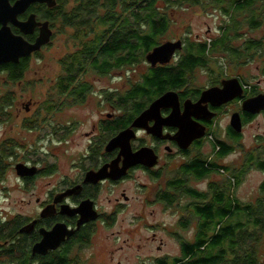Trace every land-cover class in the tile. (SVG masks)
I'll use <instances>...</instances> for the list:
<instances>
[{
	"label": "flooded vegetation",
	"instance_id": "1",
	"mask_svg": "<svg viewBox=\"0 0 264 264\" xmlns=\"http://www.w3.org/2000/svg\"><path fill=\"white\" fill-rule=\"evenodd\" d=\"M17 1L11 0L10 4L14 5ZM79 3L80 0H75L69 6L64 0L34 2L18 14L15 23L0 19V31L4 30L7 39L6 29H9L10 37L11 34L21 37L30 45L41 38L43 29L49 35V42L39 50L19 57L17 61L0 64V130L3 129L0 138V191L7 189L4 183L9 175H13L18 184L16 190L25 195L29 192L34 194L35 191L46 194L44 198L37 197L34 201L21 200L15 207L0 205V264H74L76 258L91 247L102 227L110 229L117 224L119 214L132 199L127 195L128 188L123 185L136 176H143L148 181L136 188L147 195V201L142 202L141 208L159 205L164 211H171L175 218L176 229L164 228L163 231L178 245L177 255L166 252L168 242L154 232L151 240L158 243L154 264H172L176 259H181L178 264H185L188 254L209 253L210 245L213 256L218 255V249L213 250L214 238L219 229V224H216L218 218L208 215L210 208L214 210L218 204L220 184L225 190L229 187L226 179L221 182L217 180L218 172H223L231 180L232 196L238 204L241 202L235 190L241 185L245 173L253 168L264 174L263 151H247L239 166L234 160L227 167L223 166L222 170L220 168V159L229 157L237 146H243L241 141L246 127L264 116V111L252 114L244 110L243 103L246 100L264 92L247 90V84L240 77L219 78L217 74L210 85L201 89L193 84V76L189 74L185 84L145 101L147 104L141 109L137 105L124 104V97L139 82H132L126 91L119 88L99 90L100 101L94 113L95 121L90 123L89 131L81 133L80 143H72L76 148L71 155L70 173L60 181L49 182L45 186L38 184L43 179L54 178L58 164L39 157L38 150L34 148L41 145L43 149L45 141L52 143L53 136L59 135L61 109L84 107L80 105L88 103V96L93 90L84 80L85 73L45 75L42 69L37 71L33 66L46 61L45 53L62 33L61 30L66 28L74 31L72 41L78 48L85 38L92 43L103 39V45L108 39L97 33L101 27L96 26L91 30L86 29V36L79 34L86 31L75 25L79 23L77 17L82 13L76 9ZM30 19L34 28L26 34L18 24ZM90 21L97 23L98 20ZM118 69L112 67L109 72L103 73L96 69L89 71L104 76ZM231 79L240 81L243 87L241 96L220 106L207 102L201 108L193 109L192 106L199 102L205 90L223 88V82ZM168 92H174L177 96L169 106H151ZM144 100L137 98L133 103L144 104ZM224 113H229L230 123L226 128V140L223 141L218 136L219 120ZM236 117L239 132L231 125ZM140 118L138 127H133ZM74 119L70 126L62 130L65 142L67 136L76 133L77 125L85 124ZM127 130L132 133L123 136ZM196 135L199 137L187 148H182L185 136ZM216 139L227 147L228 154L225 157H220L218 149H214ZM206 147H209L210 154L204 153ZM138 153L142 155L141 163L128 164L127 156ZM124 167H127L126 173L117 177ZM204 167L210 170L205 178H199L192 172ZM238 181L239 184H236ZM192 183L203 184L205 188L198 190L191 186ZM188 190L198 192L199 198H194ZM107 192L110 195L118 194L114 202L108 200L110 210L103 204V196ZM27 205L35 206L30 214L26 211ZM241 206L246 210L242 212L243 216L237 218L233 209L222 224H233L236 220L245 225L250 224L251 216L248 213L251 205ZM205 216L208 217L207 221ZM137 218L146 219L142 216ZM205 222L207 228L202 233L201 226ZM144 226L155 228L148 223ZM187 232L191 234L190 239L186 237ZM204 234L208 242L194 248L200 242H197L198 237ZM37 246L39 250L35 251Z\"/></svg>",
	"mask_w": 264,
	"mask_h": 264
},
{
	"label": "rangeland",
	"instance_id": "2",
	"mask_svg": "<svg viewBox=\"0 0 264 264\" xmlns=\"http://www.w3.org/2000/svg\"><path fill=\"white\" fill-rule=\"evenodd\" d=\"M64 1L68 2L70 6L75 0ZM160 6L163 7L162 4ZM166 14L170 19V26L166 34L160 39L162 43L181 40L185 44L187 41L195 43L216 40L222 36L221 27L229 21L217 8L209 7L204 10L201 6H190L188 4L167 9ZM249 16V12H244L237 17L240 27L238 30L239 35L235 36L236 39L233 42V46L236 48L244 46L245 41L249 39H263L264 41V23L259 28L252 30L248 24ZM61 32L51 44L50 49L45 53L46 61L44 60V63L39 65L35 63L33 66L34 70L39 71L42 69L41 71L45 75L62 74L64 72L65 62H68L70 55L79 48L73 45V30L66 28L61 30ZM182 51L176 54L171 63L179 60ZM248 54L249 52H246L247 56L234 60L227 53H212L208 60L209 67L197 68L192 74L191 80L195 86L204 89L211 84V80L216 78L217 74L219 78L240 77L251 90L257 89V91L264 92V49ZM149 68L150 64L144 58L133 66H125L118 70H113L109 75L98 76L93 71L85 73L84 80L91 85L93 90V93L88 96V103L80 105L84 107L76 106L72 108V106H69L66 109H61L59 135L53 136L52 143L45 141L43 149H41V145L34 148L38 150L39 157L47 159L49 163L58 164V171L54 178L43 179L39 181V185L45 186L49 182L60 181L70 173L71 155L76 148L72 143H80L81 133L89 131L90 123L95 121L96 116L94 113L100 101L98 91L115 88L126 91L131 87L132 82H139L142 75L146 74ZM74 117L85 122V124L77 125L76 133L67 136V142H65L63 141L65 134L62 130L70 126ZM229 123L230 115L229 113H224L219 120L218 136L223 141L226 140V128ZM2 132L3 129L0 130V138L2 137ZM56 137H59L60 140L58 141ZM241 142L243 144L242 147L237 146L229 157L220 159L221 166L227 167L234 160L239 166L247 151L253 150L252 153L263 151L262 156L264 155V116L258 117L251 125L246 127ZM243 149H245V152ZM204 153L210 154L209 147L204 149ZM218 174L217 180L219 182L224 179L227 182L229 181L228 176L223 172H218ZM263 181L264 174L252 168L242 177V183L236 188L235 195L241 204H250L252 207H256L255 214L258 217L263 216L264 221L262 204V202L264 203V192L261 189ZM145 183H148L145 177L136 176L135 179L123 185V187L128 188L127 195L132 197L130 204L123 208V212L119 214L118 222L113 228L103 229L102 227L98 231V235L94 238L91 247L78 256L74 264H154V259L158 255L156 249L158 243H154L151 240L154 232L168 242L166 252L177 255L178 245L172 238L169 239L166 232L163 231L164 228L176 229L175 218L171 211H164L159 205H149L145 209L141 208L142 202L144 200L147 201V195L145 192L137 191L136 188ZM4 185L7 189L0 191L1 206L9 205L10 207H15L21 200L26 199L29 202L36 200L37 197L44 198L46 195L45 193L41 194L39 191H35L34 194L29 192L28 195H25L16 190V185L18 184L13 175H9ZM191 186L198 190L205 188L203 184L192 183ZM117 196L118 194L116 193L110 195L107 192L104 194L103 204L108 208L107 210H110L108 200L111 199L114 202ZM234 203L239 206L236 199H234ZM34 207V205H27V213L30 214L32 212L31 209ZM243 211L246 210L240 208L234 214L237 217ZM249 214L251 213H248V216H250ZM137 216H142L146 219L137 220ZM250 219L251 226L247 224V230L250 232L249 234H252L255 228L252 225L253 218L251 217ZM134 220L135 222L132 223ZM145 223L154 225L155 228L144 226ZM257 231L258 233L254 235L256 239L253 237V240H246L245 243H247L246 247L250 246L249 250L255 251L258 264H264V226ZM186 237L190 239L191 234L187 232Z\"/></svg>",
	"mask_w": 264,
	"mask_h": 264
},
{
	"label": "trees",
	"instance_id": "3",
	"mask_svg": "<svg viewBox=\"0 0 264 264\" xmlns=\"http://www.w3.org/2000/svg\"><path fill=\"white\" fill-rule=\"evenodd\" d=\"M161 4L163 7L160 6ZM184 4L201 6L204 10L209 7L219 9L229 20L221 27V38L204 42H185L177 62L149 68L129 95L124 97L125 106L137 105L141 109L147 104L145 101L169 89L179 88L181 84L188 81V75L193 74L196 68L209 67L208 60L212 53H227L231 55L232 59L239 60L247 56L246 52L251 54L253 51L264 49L263 39L246 40L241 48L233 46L235 36L239 35L240 25L237 22V17L244 12H249L248 24L250 28L252 30L259 28L264 23V0H80L76 9L82 13L79 14L80 18L77 17L80 20L79 23L75 25L83 27L85 30H91L94 26L101 27L97 33L108 39L104 45L103 39H96L97 41L93 43L87 42L86 38L83 39L84 43L79 46L80 48L75 53L70 55L68 62H65L63 73L77 75L86 73L90 69H96L103 73L109 72L112 67L120 69L141 62L154 48L162 44L160 39L166 34L170 26V19L166 10ZM96 18L97 23L90 21ZM72 24L74 25V23ZM85 32L87 30L79 34L86 36ZM248 89L250 88L247 86ZM137 98L146 99L144 100L145 103H133V100ZM215 143L214 149H218L220 157H225L228 154L227 147L218 139ZM220 168L223 169V166ZM197 169L192 170V172L199 178H205L210 173V170L205 167L201 170ZM236 184H239V181ZM228 185V189L225 190L222 188V183L220 184L218 189L219 201L216 205L218 208L214 206L213 210L211 207L208 215L210 218L213 216L218 218L216 223L219 224L218 234L213 242V250L217 248L218 255L213 256L210 245L209 253L204 252L205 254L201 255L194 252L188 254L185 264H258L255 251L249 250L250 246L246 247L245 241L253 240V237L256 239L254 235L258 233L257 230L264 226L263 216L258 217L255 214L256 207H250L251 214L249 215L253 218L252 225L256 229V232L254 229L252 234H249L250 232L247 230L251 224L247 226L239 220L233 224L230 222L222 224L233 209L235 213L243 208L240 204L239 208L234 203V197L232 198L233 184L231 185L230 179ZM261 189L264 190V184H262ZM188 192L194 198H199L198 192L192 190H188ZM241 216L243 213H240L237 218ZM207 219L208 217L205 216V221ZM205 228H207L206 222L201 226L202 233ZM197 242L199 244L194 248L205 245L208 242L205 234L203 237L199 236ZM179 262L181 259H176L172 264Z\"/></svg>",
	"mask_w": 264,
	"mask_h": 264
},
{
	"label": "water",
	"instance_id": "4",
	"mask_svg": "<svg viewBox=\"0 0 264 264\" xmlns=\"http://www.w3.org/2000/svg\"><path fill=\"white\" fill-rule=\"evenodd\" d=\"M11 0H0V19L5 18L7 20H11L14 23L16 22V18L18 14L24 12L27 7L34 2H47L50 0H19L14 5L10 4ZM18 26L21 28V30L24 33H29L32 31V28H34V23L30 19L26 23L18 24ZM8 31V39L5 38L4 30L0 31V64L8 61H17L19 57L29 55L31 52L39 50L43 45L47 44L49 42V35L46 32V30L43 29V34L41 35V38L34 44L30 45L26 43L21 37H15L14 35L9 33V29H6ZM183 42L181 40L177 42L167 41L161 44L160 46L153 49L152 52H150L146 56V61L151 64V66L154 68L157 65L166 66L169 64L173 57L175 56L177 51L183 50ZM243 87L240 84V81L238 79H231L226 80L223 82V88H211L208 90H205L202 93L201 99L196 105H193V109H199L202 107V104L211 102L214 106H220L222 104H225L239 96L242 95ZM177 96L174 92H168L159 99H157L151 106L152 107H167L171 104V102L175 99ZM243 108L245 111L250 112L252 114H257L261 111H264V94H260L254 98L248 99L243 103ZM142 118V117H141ZM137 119L133 127H138V122L141 120ZM234 118L232 120V127L237 130V132L240 131L239 127V121ZM237 121V122H236ZM132 133L131 130H127L124 132V135ZM133 136H129V138H132ZM199 136H185L183 144H181L182 148H187L189 144ZM130 140V139H129ZM144 156V155H143ZM142 155L141 154H133L132 156L129 154L127 156V162L128 164H137L141 163L142 161ZM141 159V160H140ZM127 167H124L120 171V175H117V177L122 176L126 173ZM39 250V246L35 248V251Z\"/></svg>",
	"mask_w": 264,
	"mask_h": 264
}]
</instances>
